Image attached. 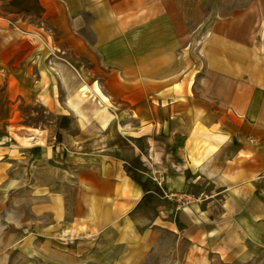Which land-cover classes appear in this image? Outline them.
Listing matches in <instances>:
<instances>
[{
  "label": "crops",
  "instance_id": "0c3cea01",
  "mask_svg": "<svg viewBox=\"0 0 264 264\" xmlns=\"http://www.w3.org/2000/svg\"><path fill=\"white\" fill-rule=\"evenodd\" d=\"M244 3L216 6L191 56L179 49L183 0H0L5 97L34 91L60 116L49 144L45 129L28 127L23 138L40 142L18 148L71 175L66 230L92 242L96 264H146L168 237L167 264L183 244L181 264L263 255L264 0ZM84 83L95 107L79 94ZM153 172L169 192L208 198L178 208Z\"/></svg>",
  "mask_w": 264,
  "mask_h": 264
},
{
  "label": "rangeland",
  "instance_id": "374dc122",
  "mask_svg": "<svg viewBox=\"0 0 264 264\" xmlns=\"http://www.w3.org/2000/svg\"><path fill=\"white\" fill-rule=\"evenodd\" d=\"M183 1L190 17L188 25H181L180 31L186 28L184 33L189 35L181 42L179 49L184 43V50H191V56L198 54L197 50L211 27V19L218 15L216 6L222 3L229 8L230 2L234 5L245 4V0ZM79 59L86 63L85 66H92L88 58ZM54 61H58L57 58ZM16 67L22 69L21 62ZM10 73L12 70L8 69L7 74H0V147H3L0 148V157H3L0 158V264H96L92 242L84 239L80 231L68 233L66 230L73 218L76 193L75 183L69 181L71 175L45 165L43 160L38 161L34 156L22 154L18 148L19 145L40 142L38 138L33 141L23 138L30 132L35 133L28 127L45 129L42 137L49 144L55 135L56 118L60 116L38 101L34 91L33 95L25 97H5ZM37 77L36 72L34 80ZM92 78L93 75H90L88 82ZM87 95L94 107L99 104L94 99L96 96L92 97L93 93L88 91ZM7 157L11 158L9 163ZM165 240L167 247L159 249L157 255L150 257L146 264H167V258L172 255L169 248L171 238ZM184 246L181 245L174 264L182 263L186 253ZM249 264H264V253Z\"/></svg>",
  "mask_w": 264,
  "mask_h": 264
},
{
  "label": "built area",
  "instance_id": "2783aa9c",
  "mask_svg": "<svg viewBox=\"0 0 264 264\" xmlns=\"http://www.w3.org/2000/svg\"><path fill=\"white\" fill-rule=\"evenodd\" d=\"M152 180L161 189L163 197L173 201L177 204L178 208H186L191 202H202L208 197L206 195H188L186 193L169 192L164 188L165 176L161 173L153 172Z\"/></svg>",
  "mask_w": 264,
  "mask_h": 264
},
{
  "label": "trees",
  "instance_id": "16d2710c",
  "mask_svg": "<svg viewBox=\"0 0 264 264\" xmlns=\"http://www.w3.org/2000/svg\"><path fill=\"white\" fill-rule=\"evenodd\" d=\"M63 118H61V122H59V126L60 127H64V125L65 124H63ZM60 138V135H58L57 136V139H59ZM138 162H133V164L128 168V171H129V173L131 174V176L133 177V178H135V179H137V176H136V164H137ZM143 187L144 188H146L147 186L145 185V184H143ZM145 198H146V195H145Z\"/></svg>",
  "mask_w": 264,
  "mask_h": 264
},
{
  "label": "bare ground",
  "instance_id": "6f19581e",
  "mask_svg": "<svg viewBox=\"0 0 264 264\" xmlns=\"http://www.w3.org/2000/svg\"><path fill=\"white\" fill-rule=\"evenodd\" d=\"M79 91V90H78ZM90 91V88L87 84H83L80 87V92L82 93L83 96H86L87 92ZM81 97V96H80ZM86 98V97H85Z\"/></svg>",
  "mask_w": 264,
  "mask_h": 264
}]
</instances>
